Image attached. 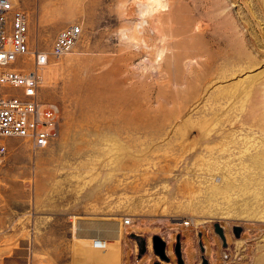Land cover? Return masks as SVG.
<instances>
[{
  "label": "rangeland",
  "instance_id": "1",
  "mask_svg": "<svg viewBox=\"0 0 264 264\" xmlns=\"http://www.w3.org/2000/svg\"><path fill=\"white\" fill-rule=\"evenodd\" d=\"M13 1L31 50L83 34L42 74L60 138L0 141V264H85L78 224L126 219L109 252L91 247L96 264H168L155 235L177 264L176 231L184 263L200 264L194 227L210 264H264V0Z\"/></svg>",
  "mask_w": 264,
  "mask_h": 264
},
{
  "label": "built area",
  "instance_id": "2",
  "mask_svg": "<svg viewBox=\"0 0 264 264\" xmlns=\"http://www.w3.org/2000/svg\"><path fill=\"white\" fill-rule=\"evenodd\" d=\"M30 26L26 14L14 5L13 0H0V141L22 139L34 150L45 149L61 136L60 113L41 101L43 72L51 58L60 59L71 53L80 41V25L63 30L49 52L31 50ZM32 62V69L25 67ZM8 148L0 142V168L7 160ZM132 219L124 221L133 226ZM185 227L191 221H182ZM96 250H105L107 242L95 240Z\"/></svg>",
  "mask_w": 264,
  "mask_h": 264
},
{
  "label": "bare ground",
  "instance_id": "3",
  "mask_svg": "<svg viewBox=\"0 0 264 264\" xmlns=\"http://www.w3.org/2000/svg\"><path fill=\"white\" fill-rule=\"evenodd\" d=\"M255 219L264 220V217H256ZM195 224L198 225V222L195 221ZM122 235L123 229L119 222H80L77 226V240L80 241V246L77 252L78 258L85 264H96L97 256L104 255L110 251V241L119 242ZM95 240H104L107 242V248L105 250H101L104 252L101 255L92 250V248L95 249ZM241 243L242 241L238 242V244ZM85 247H89V249H86Z\"/></svg>",
  "mask_w": 264,
  "mask_h": 264
},
{
  "label": "water",
  "instance_id": "4",
  "mask_svg": "<svg viewBox=\"0 0 264 264\" xmlns=\"http://www.w3.org/2000/svg\"><path fill=\"white\" fill-rule=\"evenodd\" d=\"M232 233L234 235V237L236 239H240L243 233V229L241 227L235 226L232 230ZM216 233L217 235H219L218 237H220L221 239H225V233L224 230H222V228H220L219 226H217L216 228ZM141 247V251L146 252L147 250V243L144 242V244H142ZM200 247V251L201 253H205V250L203 248L202 243L199 245ZM152 248H153V252L154 255L156 257H158L162 262L171 263V257L168 255V244L166 242V240H164L162 237H160L159 235H155L152 238ZM174 253L177 257V264H185L184 263V259H183V255H182V243L180 240V236L177 237V243L175 245V249H174ZM155 264H161L159 261H157ZM204 264H209L208 261L205 259L204 260Z\"/></svg>",
  "mask_w": 264,
  "mask_h": 264
},
{
  "label": "crops",
  "instance_id": "5",
  "mask_svg": "<svg viewBox=\"0 0 264 264\" xmlns=\"http://www.w3.org/2000/svg\"><path fill=\"white\" fill-rule=\"evenodd\" d=\"M58 33H59V31H55L54 33H53V37H56L57 35H58ZM182 225V224H181ZM123 226V225H122ZM194 226V225H193ZM196 226H199V225H196ZM185 227V226H184ZM187 228H191V227H187ZM195 228V230H194V232H193V245H194V248H196V250L197 251H199V253H200V247H199V245L202 243V239H203V234L201 233V231H200V228H196V227H194ZM205 232H206V235L209 237V238H212V232L210 231V230H205ZM174 234H176V235H178V236H180L179 235V232L178 231H176V232H174ZM230 234H231V236H232V238H233V242H234V235H233V233H232V231L230 230ZM154 236V235H153ZM215 236V235H214ZM218 237V236H217ZM220 238V237H219ZM227 245L225 244L224 245V250L226 251V250H228V248H229V245H228V247H226ZM184 248H186V246H184ZM206 250L207 249H205V253L204 254H202V253H200V255H201V257H203V261H201L202 263H200V264H204V260L206 259ZM223 250V251H224ZM207 260V259H206ZM208 261V260H207ZM199 262L198 261H196L195 262V264H198ZM208 263L210 264V261H208ZM172 264H174L173 262H172ZM186 264H191V261H188V262H186Z\"/></svg>",
  "mask_w": 264,
  "mask_h": 264
},
{
  "label": "flooded vegetation",
  "instance_id": "6",
  "mask_svg": "<svg viewBox=\"0 0 264 264\" xmlns=\"http://www.w3.org/2000/svg\"><path fill=\"white\" fill-rule=\"evenodd\" d=\"M226 236H227V235H226V233H225V239H223L224 241H226ZM220 239H221V238H220Z\"/></svg>",
  "mask_w": 264,
  "mask_h": 264
}]
</instances>
